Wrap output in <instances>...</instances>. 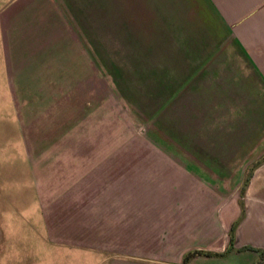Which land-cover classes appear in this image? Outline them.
I'll use <instances>...</instances> for the list:
<instances>
[{
	"label": "rangeland",
	"instance_id": "rangeland-1",
	"mask_svg": "<svg viewBox=\"0 0 264 264\" xmlns=\"http://www.w3.org/2000/svg\"><path fill=\"white\" fill-rule=\"evenodd\" d=\"M206 1L62 0V96L36 97L33 136L18 124L20 145L56 147L18 153L20 178L34 165L51 183L12 193L1 241L49 226L65 264L175 263L218 229L198 212L241 206L264 161V85Z\"/></svg>",
	"mask_w": 264,
	"mask_h": 264
},
{
	"label": "crops",
	"instance_id": "crops-1",
	"mask_svg": "<svg viewBox=\"0 0 264 264\" xmlns=\"http://www.w3.org/2000/svg\"><path fill=\"white\" fill-rule=\"evenodd\" d=\"M61 2L0 0V137L6 143L0 144V185L3 186L0 192L7 193L6 198L0 195V201L5 202V205L1 203L0 212H14L18 208V204H13L16 197L12 193L28 194L27 199L33 202L36 191L40 192L35 186L51 183L45 180L50 175L38 177L34 165L31 177L24 172L20 178L18 153H26V162L30 163L28 159L34 162L36 153L54 152L56 147L34 143L20 145L18 124L21 123L23 136H33L36 104H41L36 97L50 101L62 96ZM206 3L214 9L227 37L234 41L264 85V0H207ZM22 105L26 108L20 110ZM58 115L60 120V112ZM8 121L15 124L14 130L3 129ZM48 158L42 156L41 159ZM240 203L241 206L237 204L230 212H218V219L215 212H198L210 222L217 220L219 226L214 230L204 225L203 244L191 248L194 251L187 264H264V161L253 167ZM47 229V236L43 234L42 239L35 242L34 239L20 241L11 228L10 240H0V264H65L62 263V241L51 239L50 227ZM217 233H220L218 238ZM4 249L9 252H3ZM195 250L204 252L196 254ZM183 257L175 263L112 257L91 264H182ZM90 262L87 260L85 264Z\"/></svg>",
	"mask_w": 264,
	"mask_h": 264
},
{
	"label": "trees",
	"instance_id": "trees-1",
	"mask_svg": "<svg viewBox=\"0 0 264 264\" xmlns=\"http://www.w3.org/2000/svg\"><path fill=\"white\" fill-rule=\"evenodd\" d=\"M194 253L199 254V252H197V251L194 252ZM192 255H193L192 252H188V253H186V254L184 255V257H183L182 264H187V260H188V258L191 257ZM262 255H263V257H264V251L262 252Z\"/></svg>",
	"mask_w": 264,
	"mask_h": 264
}]
</instances>
